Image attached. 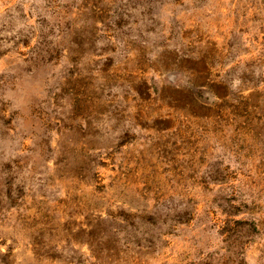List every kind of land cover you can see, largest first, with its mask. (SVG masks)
I'll return each mask as SVG.
<instances>
[{"label": "rangeland", "instance_id": "obj_1", "mask_svg": "<svg viewBox=\"0 0 264 264\" xmlns=\"http://www.w3.org/2000/svg\"><path fill=\"white\" fill-rule=\"evenodd\" d=\"M0 264H264V0H0Z\"/></svg>", "mask_w": 264, "mask_h": 264}]
</instances>
